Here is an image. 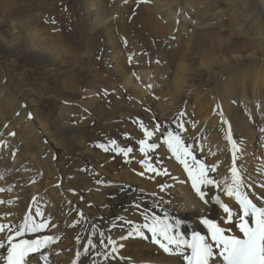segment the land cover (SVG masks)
I'll return each mask as SVG.
<instances>
[{
    "label": "bare ground",
    "instance_id": "1",
    "mask_svg": "<svg viewBox=\"0 0 264 264\" xmlns=\"http://www.w3.org/2000/svg\"><path fill=\"white\" fill-rule=\"evenodd\" d=\"M71 13L42 9L41 18L0 0V223L42 212L56 227L39 235L58 237L41 250L47 264H71L78 250V264H91L82 245L93 225L123 245L100 264H174L146 230L119 239L129 231L122 218L143 223L155 201L150 210L182 219L189 235L206 233L201 216L223 213L199 200L161 133L146 163L168 174L145 170L140 122L178 132L218 167L216 181L232 166L230 127L247 191L264 193V0H73ZM110 140L133 152L97 147ZM211 194L233 203L222 188Z\"/></svg>",
    "mask_w": 264,
    "mask_h": 264
},
{
    "label": "snow or ice",
    "instance_id": "2",
    "mask_svg": "<svg viewBox=\"0 0 264 264\" xmlns=\"http://www.w3.org/2000/svg\"><path fill=\"white\" fill-rule=\"evenodd\" d=\"M127 2L128 0H124V3ZM140 2L142 0H137V3ZM51 23L55 24L56 21L52 20ZM183 115L181 112L180 117ZM28 118H33L31 113L28 114ZM223 123L227 124L228 122L224 120ZM178 127L183 130L184 126L181 123ZM140 129L144 138L138 141L139 151L145 156V159H142L140 163L144 165L145 170L155 172L156 175L168 174L167 170L161 172L146 163L148 153L158 147L157 143L148 141L156 133H161L168 151L183 165L187 180L190 181L191 188L199 200L204 204L211 202L218 205L223 215L219 221L201 216L199 224L204 226L206 233L201 234L200 231L193 230L190 235H186L181 230L184 223L182 219L174 218L167 212L160 216L150 210L158 207L154 201L150 206L145 205L144 210L140 213L143 223H134L132 220L122 218L119 226L127 227L129 231L127 236L121 235L119 239L123 240L132 236L144 237L146 230L151 234L152 244L158 246L166 255L176 258L174 264H264V193L254 195L247 191L243 174L236 165L237 153L240 152V148L233 137L231 128L229 127L225 131L224 139L231 150L232 166L229 167L228 173L221 181H216L210 176V173L218 171V167L216 165L209 166L199 160L194 155L193 146L187 144L178 132L170 130L161 132L159 124L149 130L142 122H140ZM261 131L264 132V129ZM8 135L14 136L15 133L10 132ZM0 144L6 145V142L0 141ZM97 147L106 152L122 154L124 157H128L129 153L133 152L132 147H119L116 140H110L108 145L98 144ZM140 175H144V173H140ZM168 187L167 184H161L159 190L164 192ZM214 188H222L223 194L233 203H226L219 195L211 194ZM4 191L5 189L0 188V192ZM151 195L155 197L156 193ZM0 203H4V201L0 200ZM135 207L140 209L141 205L138 203ZM79 215L83 217L82 212ZM35 217H41V219L37 220ZM35 217L30 214L25 215L19 224L0 223V234H3V238L0 239V261L3 264H29L31 255L35 253H41L40 259L47 264L48 255L43 254L41 250L48 249L56 243L58 237L39 234L49 227L55 228L56 225L51 224L50 219L43 218V213L40 211H36ZM116 226L112 225V227ZM92 229V233L88 235L86 242L82 245L83 255L92 257L91 264H100L98 260L100 257H103L104 260H108L110 257L114 258L123 245L118 244L116 239L110 234L106 235L102 230L97 233L95 225L92 226ZM94 237H98V239L94 240ZM76 242L77 244L81 242L79 235L76 237ZM81 255V251L78 250L75 254L76 258L72 260L71 264H78Z\"/></svg>",
    "mask_w": 264,
    "mask_h": 264
},
{
    "label": "rangeland",
    "instance_id": "3",
    "mask_svg": "<svg viewBox=\"0 0 264 264\" xmlns=\"http://www.w3.org/2000/svg\"><path fill=\"white\" fill-rule=\"evenodd\" d=\"M12 2L18 8L25 10L30 9L36 16L43 18L42 15H38V11L42 9H50L52 14H66L69 17L73 16V0H6ZM85 89V88H83ZM81 89V90H83ZM20 100V99H19Z\"/></svg>",
    "mask_w": 264,
    "mask_h": 264
}]
</instances>
